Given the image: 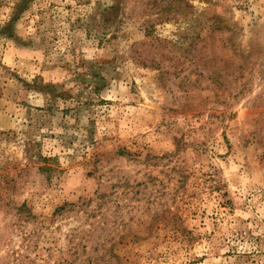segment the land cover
Listing matches in <instances>:
<instances>
[{"label": "rangeland", "instance_id": "obj_1", "mask_svg": "<svg viewBox=\"0 0 264 264\" xmlns=\"http://www.w3.org/2000/svg\"><path fill=\"white\" fill-rule=\"evenodd\" d=\"M0 264H264V0H0Z\"/></svg>", "mask_w": 264, "mask_h": 264}, {"label": "crops", "instance_id": "obj_2", "mask_svg": "<svg viewBox=\"0 0 264 264\" xmlns=\"http://www.w3.org/2000/svg\"><path fill=\"white\" fill-rule=\"evenodd\" d=\"M0 129H1V97H0Z\"/></svg>", "mask_w": 264, "mask_h": 264}]
</instances>
